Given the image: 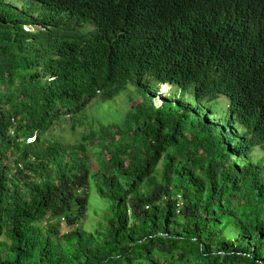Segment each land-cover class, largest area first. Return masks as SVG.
Returning <instances> with one entry per match:
<instances>
[{
	"label": "trees",
	"instance_id": "trees-1",
	"mask_svg": "<svg viewBox=\"0 0 264 264\" xmlns=\"http://www.w3.org/2000/svg\"><path fill=\"white\" fill-rule=\"evenodd\" d=\"M14 1L0 264H264V0ZM119 96L80 141L51 135Z\"/></svg>",
	"mask_w": 264,
	"mask_h": 264
},
{
	"label": "rangeland",
	"instance_id": "rangeland-1",
	"mask_svg": "<svg viewBox=\"0 0 264 264\" xmlns=\"http://www.w3.org/2000/svg\"><path fill=\"white\" fill-rule=\"evenodd\" d=\"M14 1V0H13ZM15 2V1H14ZM17 6L21 7V3H17ZM133 89H129L127 92H132ZM170 92V86L164 85L159 88V91L157 92V96H166ZM135 96V95H133ZM126 97L116 99L117 101V107L114 104V101L111 103L105 105V112H101L100 109H98V105L94 103L87 111V116L82 117L80 121H73L72 119H67L66 121L59 122L51 131V135L55 136L57 138H60L68 143H76L81 140L82 135L84 133H87L93 129L98 128L100 125H104L106 123L113 122L115 117H120L121 115H124L127 111L130 104H127V101H124ZM134 103V101L132 102ZM114 108H117V111L114 110ZM219 108H222L220 106ZM120 114V115H119ZM113 117V118H112ZM99 196L96 190L92 191L91 193V204L92 208L90 211L91 217L95 213V208L97 207V204L100 203ZM63 222V228L67 230L66 223Z\"/></svg>",
	"mask_w": 264,
	"mask_h": 264
}]
</instances>
